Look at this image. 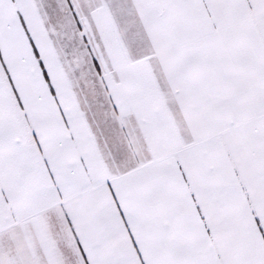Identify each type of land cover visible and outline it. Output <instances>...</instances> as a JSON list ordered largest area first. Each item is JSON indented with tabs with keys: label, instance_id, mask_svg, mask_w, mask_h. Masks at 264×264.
<instances>
[{
	"label": "snow or ice",
	"instance_id": "snow-or-ice-1",
	"mask_svg": "<svg viewBox=\"0 0 264 264\" xmlns=\"http://www.w3.org/2000/svg\"><path fill=\"white\" fill-rule=\"evenodd\" d=\"M0 264H264V0H0Z\"/></svg>",
	"mask_w": 264,
	"mask_h": 264
}]
</instances>
